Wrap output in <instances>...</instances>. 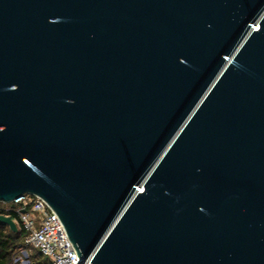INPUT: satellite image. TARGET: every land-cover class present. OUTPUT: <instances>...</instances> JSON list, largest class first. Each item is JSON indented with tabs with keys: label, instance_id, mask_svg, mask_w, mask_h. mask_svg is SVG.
I'll return each mask as SVG.
<instances>
[{
	"label": "water",
	"instance_id": "1",
	"mask_svg": "<svg viewBox=\"0 0 264 264\" xmlns=\"http://www.w3.org/2000/svg\"><path fill=\"white\" fill-rule=\"evenodd\" d=\"M26 194L79 260L264 264V0H0V203Z\"/></svg>",
	"mask_w": 264,
	"mask_h": 264
},
{
	"label": "built area",
	"instance_id": "2",
	"mask_svg": "<svg viewBox=\"0 0 264 264\" xmlns=\"http://www.w3.org/2000/svg\"><path fill=\"white\" fill-rule=\"evenodd\" d=\"M6 205L17 208L18 220L15 221L26 232L25 248L38 250L53 264H93L88 260L78 259L63 223L44 200L26 194ZM23 251L12 264L30 263L28 251ZM24 259L28 260L27 263Z\"/></svg>",
	"mask_w": 264,
	"mask_h": 264
},
{
	"label": "trees",
	"instance_id": "3",
	"mask_svg": "<svg viewBox=\"0 0 264 264\" xmlns=\"http://www.w3.org/2000/svg\"><path fill=\"white\" fill-rule=\"evenodd\" d=\"M17 208L13 205L0 203V216H10L18 220ZM26 232L19 227V231L14 233L7 225L0 223V264H12L13 260L20 256L23 250L29 253V264H53L51 260L45 258L38 250L25 248Z\"/></svg>",
	"mask_w": 264,
	"mask_h": 264
},
{
	"label": "rangeland",
	"instance_id": "4",
	"mask_svg": "<svg viewBox=\"0 0 264 264\" xmlns=\"http://www.w3.org/2000/svg\"><path fill=\"white\" fill-rule=\"evenodd\" d=\"M17 223H18V222H17ZM18 226H19V223H18ZM23 252H24V251H23ZM21 255H22V254H21ZM24 261L27 263L28 260H25V259H24Z\"/></svg>",
	"mask_w": 264,
	"mask_h": 264
}]
</instances>
